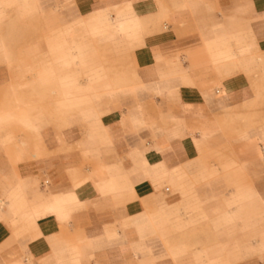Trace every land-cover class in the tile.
<instances>
[{
	"label": "crops",
	"instance_id": "obj_1",
	"mask_svg": "<svg viewBox=\"0 0 264 264\" xmlns=\"http://www.w3.org/2000/svg\"><path fill=\"white\" fill-rule=\"evenodd\" d=\"M111 11L149 18L147 33L107 30ZM77 32L116 38L108 64L133 89L103 88ZM41 84L91 130L45 125ZM2 96L0 129L17 119L22 160L0 153V264H264V121L252 119L264 112V0H0ZM35 139L40 158L23 151Z\"/></svg>",
	"mask_w": 264,
	"mask_h": 264
},
{
	"label": "rangeland",
	"instance_id": "obj_2",
	"mask_svg": "<svg viewBox=\"0 0 264 264\" xmlns=\"http://www.w3.org/2000/svg\"><path fill=\"white\" fill-rule=\"evenodd\" d=\"M178 10V8H176ZM176 9H171L169 11L172 10H176ZM168 11V12H169ZM146 22L147 24L144 27V31L140 32L139 34V39H142L143 36L147 33L148 31V26L150 24V22L148 21L149 18L145 17V16H141ZM57 23V22H56ZM55 24V23H54ZM52 22L50 23H43L44 29H45V33L42 35L41 40L44 41L45 43L50 44V40L51 39V32L50 30L54 27H56ZM48 30V31H47ZM84 33L83 32H77L76 33V40L78 42H84L86 40V44L88 45V47H86V51H87V55H88V60L91 63V65L96 66L98 68L99 73H102V76L107 77L108 81L110 83H115V82H122V81H127V82H131L126 80V75L124 74V70H120L121 66L120 65H116V64H111L112 67L108 64V57L111 54H115L118 53L120 51H122L121 44L116 42V38H110V36L112 35H108L107 37H91L89 38V35H87L88 38L84 37ZM127 39L131 40V38L127 37ZM126 45V43L124 44ZM124 51H129V52H133V49H126L123 48ZM35 51V50H33ZM82 51V50H81ZM49 56L53 57L54 56V49H47L43 51V60H46L47 58H49ZM124 67L125 69H129V71H131L132 69V63L130 61V58H128L127 55L124 56ZM29 67H32L35 70V68H38V71L41 70L43 63L42 61H33V60H28L27 61ZM90 65V64H89ZM90 65V66H91ZM50 65H45L43 68L49 67ZM10 68V66H9ZM12 68V67H11ZM18 69V68H17ZM116 69L120 70V71H116ZM16 70H13V72H15ZM20 70L18 69V72ZM78 74L77 76L79 77L80 81L82 82V86L83 84L85 85V79L90 75V72L88 69H77ZM110 73L113 75L111 76ZM125 79V80H124ZM254 82V81H253ZM15 84V83H19V81H10L9 84ZM94 83V82H93ZM37 88L41 89V87L44 88L43 90V96L41 97H37L39 101H43L42 107L41 109L44 110V115L49 116V119L47 120V122H45V125H49V126H53V131L57 134L66 130L68 128L69 125H76L77 126V132L79 133V135L84 136V134L86 132H89L91 130V125L90 122L84 121L82 118H76L74 116L69 117L68 119H63L60 112L56 111V101L58 99V96L54 93H50V89L47 88V86L44 85H36ZM19 98V97H17ZM127 99V96L125 97H119L113 100H107V99H102L100 100V107L101 109H103V111L107 112L111 109L120 107L122 104V101H125ZM137 99V98H135ZM9 100H11V97L9 96H2L0 97V105H7L9 103ZM263 101H261L260 99H258V101L253 102V106L252 108H254V106L258 103L264 102V98H262ZM97 104H99V98H97L96 100ZM261 101V102H260ZM54 105V106H53ZM9 112H11L12 114H14L15 116L19 115L20 112V108H15V109H10ZM104 112V113H105ZM99 114V113H98ZM258 117V118H257ZM260 120L263 119L264 121V112H256L252 114V119H259ZM15 120V122H14ZM17 123V119H13V121H9L7 123V128H1L0 129V133L3 135H6L5 138L1 139V145H0V153H2L3 156H5V158L7 159V161L10 164H16L17 162H19L20 160H22V158L19 157V153H20V145L18 144H11V141L16 140L19 137L20 134V130L17 127L18 125ZM16 126V129H14ZM36 129H34L35 131ZM24 134H26V131L24 130ZM59 134V135H60ZM3 135V136H4ZM35 142L31 145L28 146H24V153L27 155H34L35 158H40L43 156V154L40 152V147L41 144H39L40 140L39 139H35ZM75 151L79 152L83 157L85 156V151H84V145L82 144H78L73 148ZM84 163V162H83ZM83 165V164H82ZM163 183H167L168 186H171V181L169 179H165V182L162 180L161 184L163 185ZM78 188L75 189V192L72 194V198L73 196H78L81 192L77 191ZM86 198H78V199H74V201H83ZM45 215H47V213H44ZM15 233H18V230L14 231Z\"/></svg>",
	"mask_w": 264,
	"mask_h": 264
},
{
	"label": "bare ground",
	"instance_id": "obj_3",
	"mask_svg": "<svg viewBox=\"0 0 264 264\" xmlns=\"http://www.w3.org/2000/svg\"><path fill=\"white\" fill-rule=\"evenodd\" d=\"M183 6H185V5L183 4ZM111 13H112V23L109 24V25H106L107 26V30L110 29V28H113V29L118 30L119 33L122 32V33H124L126 35L131 30H135V29H139V30L143 31L145 25L147 24V22L141 16L136 18L134 21L130 20V18H129L128 20L120 22L122 20H119L116 17V11H111ZM111 84L112 85H116V86L129 85L131 89H133V87L135 86V82L134 81H131V82H127V81L120 82L119 81V82H115V83H107V84L103 85V88L108 89V88H110L112 86ZM63 92H64V90H60V94H63ZM83 100H84V96L83 95H79V96L74 98V102H75L76 105L82 104ZM86 195L87 194L80 193L78 196H79V199H80V198H83Z\"/></svg>",
	"mask_w": 264,
	"mask_h": 264
},
{
	"label": "built area",
	"instance_id": "obj_4",
	"mask_svg": "<svg viewBox=\"0 0 264 264\" xmlns=\"http://www.w3.org/2000/svg\"><path fill=\"white\" fill-rule=\"evenodd\" d=\"M49 184V180L48 179H45L44 181H43V185H48Z\"/></svg>",
	"mask_w": 264,
	"mask_h": 264
}]
</instances>
